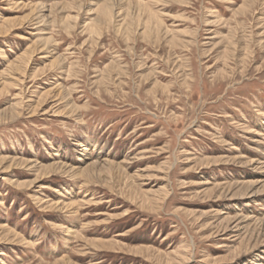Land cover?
<instances>
[{
    "label": "rangeland",
    "instance_id": "374dc122",
    "mask_svg": "<svg viewBox=\"0 0 264 264\" xmlns=\"http://www.w3.org/2000/svg\"><path fill=\"white\" fill-rule=\"evenodd\" d=\"M1 159L0 264H264V0H0Z\"/></svg>",
    "mask_w": 264,
    "mask_h": 264
},
{
    "label": "bare ground",
    "instance_id": "6f19581e",
    "mask_svg": "<svg viewBox=\"0 0 264 264\" xmlns=\"http://www.w3.org/2000/svg\"><path fill=\"white\" fill-rule=\"evenodd\" d=\"M117 3H118V2H117ZM132 3H133V2H132ZM116 5H117V4H116ZM116 5H115V6H116ZM49 8H50V7H49ZM136 9H137V8H136ZM40 11H41V10H40ZM32 12H33V11H32ZM34 12H35V11H34ZM123 12H124V11H123ZM127 13H128V12H127ZM136 13L138 14V11H137ZM141 14H142V13H141ZM26 17H27V16H26ZM22 19H23V18H22ZM25 19H26V18H25ZM125 19H126V18H125ZM23 20H24V19H23ZM7 21H8V19H7ZM10 21H11V20H10ZM10 21H9V22H10ZM12 21H13V20H12ZM17 21H18V20H17ZM19 21H20V20H19ZM9 22H7V23H9ZM14 22H15V21H14ZM149 22H150V21H149ZM15 23H17V22H15ZM15 23H14V24H15ZM10 24H11V23H10ZM10 24H9V25H10ZM3 25H4V24H3ZM7 26H8V24H7ZM7 26H6V27H7ZM2 27H3V26H2ZM6 27H5V28H6ZM2 30H3V29H2ZM4 32H6V31H4ZM30 56H31V55H30ZM22 57H23V56H22ZM22 57H21V58H22ZM26 57H27V56H26ZM32 57H33V56H32ZM27 63H28V62H27ZM30 63H31V62H30ZM5 162H7L6 159H1V160H0V168H1V169H2V165H3ZM12 163H13V162H12ZM31 166H32V165H31ZM5 167H6V165H5ZM5 167H4V168H5ZM33 167H34V166H33ZM50 168H51V171H54V167H50ZM35 183H36V181H35ZM50 211H51V210H50ZM261 222H262V221H261ZM236 225H237V224H236Z\"/></svg>",
    "mask_w": 264,
    "mask_h": 264
}]
</instances>
